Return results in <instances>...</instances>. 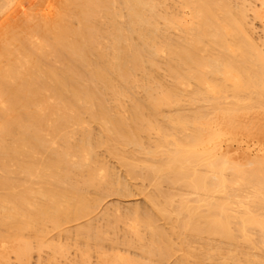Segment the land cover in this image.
<instances>
[{
    "label": "bare ground",
    "instance_id": "6f19581e",
    "mask_svg": "<svg viewBox=\"0 0 264 264\" xmlns=\"http://www.w3.org/2000/svg\"><path fill=\"white\" fill-rule=\"evenodd\" d=\"M100 146L147 183L106 228L74 224L125 186ZM61 236L78 264H264V0H0V264Z\"/></svg>",
    "mask_w": 264,
    "mask_h": 264
},
{
    "label": "rangeland",
    "instance_id": "374dc122",
    "mask_svg": "<svg viewBox=\"0 0 264 264\" xmlns=\"http://www.w3.org/2000/svg\"><path fill=\"white\" fill-rule=\"evenodd\" d=\"M248 19H249V21H250V19H251V13H249L248 12ZM252 20V19H251ZM257 24V21L256 22H253V24ZM254 25V26H256V28H257V30H260V27H258V26H260V25ZM256 28H255V30H256ZM256 33V35L257 34H259V31H255ZM255 35V36H256ZM101 147V146H100ZM97 152H98V156H99V158L101 159V160H103V162H105L106 163V165L108 166V167H110V169L112 168L113 169V171L116 173V175H120V177H122V179H123V181H124V185L125 186H122V187H120V191L119 192H117V193H114V192H110V193H108V194H106V196H103L101 199H100V201H99V203H98V207L95 209V210H93V211H91L92 212V214L90 215H88L87 216V218H89V219H84V217H83V219L85 220H83L82 218H80V220H77V221H74V224L76 223V222H78V223H81L82 221H83V223L84 222H86L87 220H91L90 219V217H93L92 219L94 220V221H92L93 223H95L94 224V226L95 227H97L96 225H98V226H102L103 224H105V222H106V218L107 217H109V218H112V217H116V214H120L118 211H116L114 208V206H116L117 205V207H118V205H119V209H121V211L124 213V211L127 209V207L128 208H132V207H135V206H133V205H136L137 207H138V205H140L142 208L143 207H147L148 206V204H147V202H146V199L144 198V195L143 194H141V193H139V191H137L138 189H137V187H139L140 185H144V187H145V185L147 184V183H145V181H143V183L141 184V182L139 181V180H134V179H130L127 175H125V173H124V169L122 168V167H120L117 163H116V160L115 159H113V158H111L110 156H108L107 155V152H106V150H105V148L103 147H101V148H97ZM142 187V186H141ZM150 187L147 185V187L145 188V191H147V189H149ZM102 200V201H101ZM139 206V207H140ZM121 207V208H120ZM125 207V209H123ZM113 208V209H112ZM141 208V209H142ZM148 208V207H147ZM106 209V210H105ZM144 209V208H143ZM118 212V213H117ZM115 215V216H114ZM120 215H122V214H120ZM86 218V217H85ZM72 226H73V222L72 223H70ZM69 224V226H71ZM77 224V223H76ZM158 224H162V225H164V223H163V221L161 220V219H159L158 220ZM118 228H121L122 226H121V223H118ZM103 227H104V225H103ZM103 227H100V228H103ZM104 228H106V227H104ZM103 228V229H104ZM102 229V230H103ZM105 230V229H104ZM107 231H109V232H107V238H112V240L114 239L115 240V238H113V235H115L116 236V234L115 233H113V231H111V230H107ZM52 232H53V234H54V231H51V235H52ZM121 234V232H118V235H120ZM56 234V233H55ZM52 235L53 237H55L56 235ZM117 235V236H118ZM71 237V236H70ZM70 237H69V240H66V239H63V237L61 236V237H59V238H56L57 239V241H59L60 242V240L62 241V239H63V242L65 243H67V245L69 244V245H72V240L74 239L73 238V236H72V240H70ZM62 238V239H61ZM118 238H119V236H118ZM55 239V238H54ZM75 240V239H74ZM110 240V239H109ZM109 240H101V243H100V247H102L103 246V249H106L105 251L107 252L108 251V249H111L113 246H114V248H112V249H115V250H117V249H119L118 251L120 252V253H122L123 254V251L125 250H127L126 252V254H129V255H127V256H129V258H137V256H139V258H137V259H140V258H142V257H140V250H137L135 247L133 248L132 246V248L130 247H128L127 245V248L125 247V245L124 244H122V242H121V239L119 238V242H118V239H117V244L116 243H111V240L109 241ZM56 241V240H55ZM56 241V242H57ZM62 242V243H63ZM76 242H77V240H76ZM83 243V241L82 240H79V243ZM114 242V241H113ZM74 243V242H73ZM79 243H78V245H79ZM77 244V243H76ZM66 245V244H65ZM67 245H66V247H67ZM81 247L83 246V244L82 245H80ZM112 246V247H111ZM115 246H117L116 248H115ZM70 248H68V249H66L65 250V252L67 251V253L66 254H64L65 256H61V258H63V259H61L60 258V256L59 255H56V259L57 260H53L54 261V264H78V263H76L77 261H78V257H79V255H76L77 253L75 252V250L77 249H75V244L74 245H72V246H69ZM111 247V248H110ZM79 246H78V250H77V252H79ZM126 248V249H125ZM47 249V250H46ZM102 249V248H101ZM100 249V250H101ZM102 249V250H103ZM111 249V250H112ZM42 250V251H41ZM40 251H41V253H39L38 251H37V253H35V251L36 250H33V254H31L30 256V264H38V263H36V262H38L37 261V258H38V256L39 257H43L45 260L47 259V257H46V255H48V253L50 252L49 250V248H43V249H41ZM44 250V251H43ZM94 250V249H93ZM114 251V250H113ZM92 252V253H91ZM95 253V251H90V254L92 255L91 257H90V264H94L95 263V261H96V258H95V255H96V253ZM175 254H173V255H170L169 257H168V259H166L165 261H163L162 263L163 264H172V263H174V261L178 258V256H179V254L178 255H176V253L177 252H174ZM50 254V253H49ZM79 254V253H78ZM125 254V255H126ZM41 255V256H40ZM174 255H176V259H175V256ZM57 256H59V257H57ZM132 256V257H131ZM64 257H66L65 259H64ZM75 257V258H74ZM12 258V257H11ZM10 258V259H11ZM41 259L40 261L42 262L43 261V263H44V259ZM68 258V259H67ZM75 260H74V259ZM135 258V259H136ZM14 259V258H13ZM13 259H11V260H9V262H12L13 264H21L20 262H18V261H15V259L13 260ZM38 259H40V258H38ZM68 261H67V260ZM70 259V260H69ZM175 259V260H174ZM64 260H66V261H64ZM77 260V261H76ZM73 261V262H72ZM14 262H17V263H14ZM42 264V263H41ZM96 264V263H95ZM239 264H243V263H239Z\"/></svg>",
    "mask_w": 264,
    "mask_h": 264
}]
</instances>
